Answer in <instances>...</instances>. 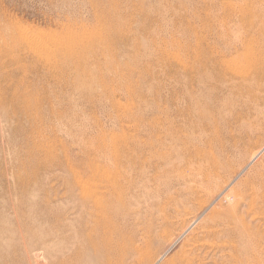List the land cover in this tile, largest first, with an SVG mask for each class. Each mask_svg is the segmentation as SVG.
<instances>
[{
  "label": "rangeland",
  "instance_id": "374dc122",
  "mask_svg": "<svg viewBox=\"0 0 264 264\" xmlns=\"http://www.w3.org/2000/svg\"><path fill=\"white\" fill-rule=\"evenodd\" d=\"M263 31L264 0H0V264H264V77L208 91Z\"/></svg>",
  "mask_w": 264,
  "mask_h": 264
},
{
  "label": "bare ground",
  "instance_id": "6f19581e",
  "mask_svg": "<svg viewBox=\"0 0 264 264\" xmlns=\"http://www.w3.org/2000/svg\"><path fill=\"white\" fill-rule=\"evenodd\" d=\"M26 33V32H25ZM31 36V35H30ZM236 42V41H234ZM259 43V42H257ZM260 45L261 48L256 52L252 54L251 58H248L247 61V69L245 70V74L244 75H240L239 77L237 75H235V73L233 74V76H227L225 75V73L223 71H221L220 73L217 74L216 76V80L219 81V83L217 84V87H215V91H210V95L209 97H211V102H213L214 100H218L221 99L223 100V94L225 92H228L229 95H236V97H238V99H242L245 95L248 96V98H250L251 101H255L258 99L257 95L255 94V90H254V82H256L257 80H260L261 78L264 77V31L262 32V36L260 38ZM235 57V56H234ZM220 62V61H219ZM236 72V71H235ZM247 72V73H246ZM240 73V72H239ZM232 77V78H231ZM229 78H231L230 80H228ZM193 83L196 82V79H192ZM198 81V85L200 86H204L203 84L206 83L203 80H197ZM199 88V87H198ZM259 90V89H258ZM212 93V94H211ZM197 99H193L191 98V102L189 105V108L187 109L186 113L189 116H197L201 119V121H203L204 119H206V113L207 111H209L210 109H207L205 107H202L199 105V101L201 99V97H195ZM192 100L194 103H192ZM225 104V103H224ZM213 109V106H212ZM200 121V120H198ZM195 124V123H194ZM196 125V124H195ZM253 130L251 128H249V131ZM245 133H247V130H245ZM249 134V132H248ZM263 150V149H262ZM253 155V154H252ZM259 155V154H258ZM208 156V155H207ZM211 157V156H210ZM252 157V156H251ZM255 157V156H254ZM207 158V157H206ZM207 160V159H206ZM252 160V159H251ZM162 162V166H166L168 164L171 163V159L169 157H163V159H161ZM160 162V163H161ZM218 162V161H217ZM173 165V164H172ZM194 166V164H193ZM210 177V176H209ZM200 178V177H199ZM120 186L117 185L114 187V190L116 192H119L120 195L118 196L119 200H123V191H122V187H118ZM258 187V186H257ZM233 190V189H232ZM111 191V188L110 190ZM231 192V191H230ZM234 192V191H233ZM191 193L193 195H195V190L192 189ZM191 195V194H190ZM233 195V194H232ZM192 196V195H191ZM193 197V196H192ZM228 197V196H227ZM114 198V197H112ZM235 198V197H234ZM233 199V198H232ZM253 202L260 200L261 202L264 203V174H263V178H262V182L260 184V187L255 189L254 193H253ZM252 203V202H251ZM189 207V206H188ZM103 207H101L102 209ZM105 209H108V205L107 203H105ZM262 212H264V209L262 208ZM191 229V228H190ZM176 240V239H175ZM179 240V237L177 238L176 241ZM168 249V248H167ZM165 253V252H164ZM172 261V259L167 261V264H170ZM38 262V261H37ZM39 263V262H38Z\"/></svg>",
  "mask_w": 264,
  "mask_h": 264
}]
</instances>
